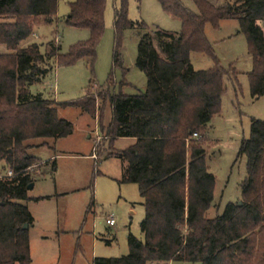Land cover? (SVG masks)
<instances>
[{
  "label": "trees",
  "instance_id": "1",
  "mask_svg": "<svg viewBox=\"0 0 264 264\" xmlns=\"http://www.w3.org/2000/svg\"><path fill=\"white\" fill-rule=\"evenodd\" d=\"M127 1L115 14L117 38L125 29H148L128 19ZM157 1L164 12L181 21L180 33L144 35L136 67L147 78L146 91L102 96V103L112 108L106 127L102 107L98 109L100 130L112 142L135 140L110 157L126 163L122 183L139 188L145 210L144 240L130 234L127 256L98 258L93 264H264V122L252 121L250 138L239 151L238 157L247 159L241 200L228 204L221 216L209 218L216 181L206 167L202 142L208 125L220 113L228 73L218 64L200 71L191 65L193 53L213 57L206 26L218 29L222 21L236 20L253 61L251 95L263 97L264 0H225L223 4L193 0L197 14L180 0ZM57 9L58 0H0V46L8 51L0 55V159L15 174L0 183V264L32 263L29 229L24 226H33L34 218L18 203L28 200L32 183L28 169L37 164L27 153L30 142L58 141L74 134L73 124L60 119L61 109H78L94 118L98 111L89 94L79 101L57 103L53 96L31 91L57 66L81 60L93 66L104 33L106 0H77L65 24L89 30L90 40L73 46L68 54H61V47L53 42L43 52L30 39L38 21L54 20Z\"/></svg>",
  "mask_w": 264,
  "mask_h": 264
},
{
  "label": "rangeland",
  "instance_id": "2",
  "mask_svg": "<svg viewBox=\"0 0 264 264\" xmlns=\"http://www.w3.org/2000/svg\"><path fill=\"white\" fill-rule=\"evenodd\" d=\"M76 1L58 0L54 20H39L30 41L41 45L43 52L53 42L61 47L63 55L73 46L88 42L89 30L65 24L71 5ZM180 1L191 12L198 13L193 0ZM122 6L123 0H106L104 33L96 47L93 66L88 60L57 66L51 76L31 91L53 96L57 103L79 101L89 94L96 100L97 110L102 107L105 127L112 120V108L109 103H102V96L107 92L126 96L144 93L147 78L136 67L142 37L154 36L157 31L178 35L182 24L164 12L157 0H128V19L144 23L148 29H125L117 38L115 14ZM205 35L213 57L193 53L192 67L196 71L209 70L218 64L228 73L220 113L208 125L202 142L206 167L216 181L215 204L208 213L213 219L221 216L228 204L241 200V185L247 178V159L239 158V151L243 141L250 138L252 121L264 122V96L255 99L251 95L249 75L253 61L247 38L239 32V23L225 20L218 29L208 24ZM7 53V49L0 46V55ZM98 112L94 118L78 109H61L60 119L73 124L74 134L58 141L30 142L32 145L27 153L37 164L28 169L33 185L27 190L28 200L19 204L26 206L34 218L29 229L31 264H93L98 258L127 256L130 234L144 240L141 223L145 210L139 188L135 184L122 183L126 163L110 157L112 152L124 151L134 142L129 138L112 142L100 130L101 113ZM4 166L5 161L0 159V171L10 169ZM110 216L115 217L113 228L106 224Z\"/></svg>",
  "mask_w": 264,
  "mask_h": 264
},
{
  "label": "built area",
  "instance_id": "3",
  "mask_svg": "<svg viewBox=\"0 0 264 264\" xmlns=\"http://www.w3.org/2000/svg\"><path fill=\"white\" fill-rule=\"evenodd\" d=\"M194 138H198L197 134H194ZM92 158H94L96 160L95 156H92ZM15 174L14 171L12 169H3V171H0V183L1 182H5L8 180H11L12 178H14ZM106 224L113 228L116 225V221H115V217L114 216H110L106 219Z\"/></svg>",
  "mask_w": 264,
  "mask_h": 264
},
{
  "label": "water",
  "instance_id": "4",
  "mask_svg": "<svg viewBox=\"0 0 264 264\" xmlns=\"http://www.w3.org/2000/svg\"><path fill=\"white\" fill-rule=\"evenodd\" d=\"M32 186H33V185H30V186L28 187V189H31ZM240 204H241V203H240ZM213 205H214V204H213ZM28 229H29V227H28L27 225H25V226H24V230H28Z\"/></svg>",
  "mask_w": 264,
  "mask_h": 264
},
{
  "label": "crops",
  "instance_id": "5",
  "mask_svg": "<svg viewBox=\"0 0 264 264\" xmlns=\"http://www.w3.org/2000/svg\"><path fill=\"white\" fill-rule=\"evenodd\" d=\"M32 42H33V41H32ZM89 138H90V136H89ZM132 140H133V142H135V140H134V139H132ZM92 156H93V155H92ZM92 156H91V157H92ZM18 203H19V202H18ZM29 229H30V228H29Z\"/></svg>",
  "mask_w": 264,
  "mask_h": 264
}]
</instances>
